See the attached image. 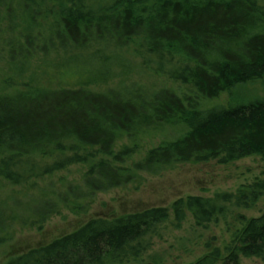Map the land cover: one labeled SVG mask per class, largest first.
Here are the masks:
<instances>
[{
	"label": "trees",
	"instance_id": "16d2710c",
	"mask_svg": "<svg viewBox=\"0 0 264 264\" xmlns=\"http://www.w3.org/2000/svg\"><path fill=\"white\" fill-rule=\"evenodd\" d=\"M3 22L9 39L19 40L0 66V93L24 90L0 97V178L37 190L38 181L71 166L90 168L83 186L61 178L56 199L29 207L16 196L0 199V244L12 239L11 228L42 229L63 209L87 213L98 193L133 184L140 173L264 160V98L202 110L204 101L264 81V0H0V34ZM143 73L191 91L128 100L90 90ZM177 127L186 132L131 167L118 166L137 152L135 146L115 152L122 136ZM263 197L264 180L257 179L236 192L94 218L7 264H140L169 223L180 229L191 216L205 229ZM241 219L224 251L215 248L194 264L264 260V211Z\"/></svg>",
	"mask_w": 264,
	"mask_h": 264
},
{
	"label": "rangeland",
	"instance_id": "374dc122",
	"mask_svg": "<svg viewBox=\"0 0 264 264\" xmlns=\"http://www.w3.org/2000/svg\"><path fill=\"white\" fill-rule=\"evenodd\" d=\"M6 26L3 22V32L0 34V66L7 62L12 50L10 45L15 40L9 39ZM41 57L42 54L37 53L35 62ZM23 90L24 88L17 87L0 93V97L15 96ZM90 90L100 94H119L128 100L137 96L149 97L164 90L174 92L180 97L191 91L188 86L146 73L115 80L107 85L93 86ZM260 98H264V81L240 86L232 95L222 94L217 99L204 101L202 110L225 108ZM185 132L184 127H177L162 131L148 130L136 138L124 135L116 142L115 152L134 146L137 147V152L125 164L117 165L131 167L133 163L143 160L147 152L163 141L177 139ZM89 168L90 165L71 166L66 171L38 181L37 190L31 187H15L0 178V199L7 200L16 196L25 207H29L34 200L56 199V194L63 189L60 185L61 178L83 186V178ZM257 179L264 180V160L257 156L230 164H220L218 161L183 164L156 175L140 173V177L133 184L98 193L85 214L74 215L63 209L59 214L50 217L42 229L11 228L12 239L0 244V264H7L12 258L71 234L94 218L113 219L151 208H169L177 200L190 196L213 197L217 193L236 192L240 186ZM263 211L264 197L252 209H235L226 218H221L205 229L197 227L191 216H188L180 229L171 227L169 223L164 228L163 238L155 242L151 252L140 264H194L215 248L224 251L242 229L244 223L241 217H259ZM241 264H264V260L242 259Z\"/></svg>",
	"mask_w": 264,
	"mask_h": 264
},
{
	"label": "bare ground",
	"instance_id": "6f19581e",
	"mask_svg": "<svg viewBox=\"0 0 264 264\" xmlns=\"http://www.w3.org/2000/svg\"><path fill=\"white\" fill-rule=\"evenodd\" d=\"M44 84V83H43Z\"/></svg>",
	"mask_w": 264,
	"mask_h": 264
}]
</instances>
